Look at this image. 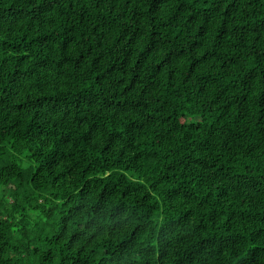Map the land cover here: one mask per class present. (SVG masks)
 <instances>
[{
  "label": "trees",
  "instance_id": "trees-1",
  "mask_svg": "<svg viewBox=\"0 0 264 264\" xmlns=\"http://www.w3.org/2000/svg\"><path fill=\"white\" fill-rule=\"evenodd\" d=\"M0 264H264V0H0Z\"/></svg>",
  "mask_w": 264,
  "mask_h": 264
}]
</instances>
